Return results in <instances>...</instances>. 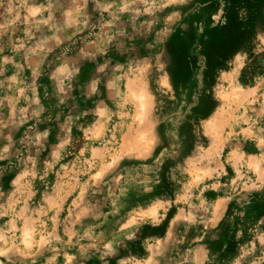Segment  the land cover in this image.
I'll return each mask as SVG.
<instances>
[{"label":"rangeland","instance_id":"rangeland-1","mask_svg":"<svg viewBox=\"0 0 264 264\" xmlns=\"http://www.w3.org/2000/svg\"><path fill=\"white\" fill-rule=\"evenodd\" d=\"M0 264H264V0H0Z\"/></svg>","mask_w":264,"mask_h":264}]
</instances>
